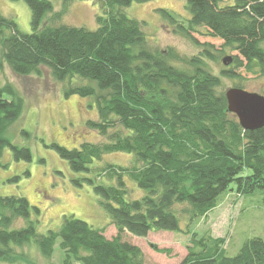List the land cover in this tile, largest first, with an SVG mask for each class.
Listing matches in <instances>:
<instances>
[{
  "label": "trees",
  "instance_id": "obj_1",
  "mask_svg": "<svg viewBox=\"0 0 264 264\" xmlns=\"http://www.w3.org/2000/svg\"><path fill=\"white\" fill-rule=\"evenodd\" d=\"M24 1L31 11L30 33L19 31L15 21L0 12V70L2 61L18 75L39 74L45 66L55 80H67L65 96L93 95L98 119H89L85 125L106 138L101 143L84 141L77 148L50 146L75 172H90L94 160L111 152L132 153L140 165L106 163L95 179L76 182L90 183L101 198L117 230L111 238L104 235V229L72 215L64 216L58 229L39 233L38 207L23 196L0 195V262L12 263L14 247L31 241L50 260L59 240L64 253L61 264H149L140 247L123 240L121 232L145 237L150 231H180L178 212L190 221L205 216L231 184L238 195L264 188V127L241 128L228 111L224 94L217 91L220 77L208 71L201 60L191 59L193 71L189 73L172 66L164 54L145 47L144 22L127 16L122 7L147 0H100L105 16L96 17L94 30L49 24L54 16L43 24L46 14L53 11L51 2ZM186 3L191 17L184 30L205 27L209 36L236 52L225 65L233 64L224 68L221 76L240 78V68L250 70L254 65L264 72V47L260 45L264 40V0ZM159 12L177 22L167 9ZM204 56L214 57L209 48H204ZM73 78L83 81L73 83ZM22 110L23 99L15 88L10 83L0 85V160L6 146L15 159L31 158L27 147L12 144L6 135ZM117 125L121 129H115ZM101 175L114 183H97ZM125 176L145 194L127 200ZM181 204L184 207L178 211ZM19 219L26 224L14 227ZM193 237L194 233L191 240L199 250L189 247L179 264H264L261 237L244 241L233 256L226 255L224 238Z\"/></svg>",
  "mask_w": 264,
  "mask_h": 264
},
{
  "label": "rangeland",
  "instance_id": "obj_2",
  "mask_svg": "<svg viewBox=\"0 0 264 264\" xmlns=\"http://www.w3.org/2000/svg\"><path fill=\"white\" fill-rule=\"evenodd\" d=\"M49 1L53 11L46 14L43 24H47L49 18L54 16L49 24L94 30L98 26L96 17L105 16L100 0ZM230 3L233 0H222L223 5ZM122 9L127 16L144 22L142 29L145 34V47L154 53L164 54L172 66L191 73V59L198 58L208 71L220 77L221 82L217 88L219 93L224 94L228 88L238 83L242 85V89L264 96V72L256 65L250 70L240 68L237 71L240 78L221 76V71L233 64H223L222 58L232 57L236 52L224 47L222 40L209 36L205 27L200 26L189 32L184 30L191 17L186 0L132 1ZM159 9H167L177 18V22H171L164 17ZM0 12L12 18L22 33L31 32V11L24 0H0ZM54 12L60 14L54 15ZM260 45L264 47V40ZM204 48H209L214 57H205ZM82 81L79 78L72 80L73 83ZM5 83H10L23 99L22 113L12 122L6 135L12 144L27 147L31 158L29 161L15 159L10 147H5L0 160V195L23 196L31 206L38 207L40 214L36 230L39 233L45 234L48 230L58 229L63 217L72 215L95 228L104 229L107 238L114 237L117 230L93 186L86 181H81V185L76 182L82 178L95 179L99 168L106 163L123 167L138 166L140 163L135 161L132 153L111 152L104 154L100 160H94L90 172H75L69 167L68 161L61 158L50 146L51 143H56L67 148H77L84 141H106L105 136L85 125L89 119H98L94 96H65L67 80H55L45 66L40 67L39 74L18 75L2 61L0 85ZM115 129L121 127L117 125ZM26 171L29 175L25 174ZM95 181L114 183V180H108L103 175ZM124 182L127 200L137 199L145 194L144 189L128 176L124 177ZM183 207V204L178 205L177 210ZM32 213L34 216L35 213ZM178 220L180 231H150L145 237L123 231L121 237L139 246L145 263L149 264H179L189 247L199 250L200 247L191 240L192 233L194 240L207 236L224 238L225 253L233 256L247 239H264V188L238 195L233 183L221 193L217 205L205 216L190 221L178 212ZM25 224V220L19 219L14 227ZM153 246L166 251L159 252ZM14 251L16 255L12 263L3 261L0 264H61L64 258L59 240L54 245L50 260L39 253L32 241L22 247H14Z\"/></svg>",
  "mask_w": 264,
  "mask_h": 264
},
{
  "label": "water",
  "instance_id": "obj_3",
  "mask_svg": "<svg viewBox=\"0 0 264 264\" xmlns=\"http://www.w3.org/2000/svg\"><path fill=\"white\" fill-rule=\"evenodd\" d=\"M231 62V57L222 58V63ZM227 109L236 116L244 130L264 127V96L238 87L228 88L224 93Z\"/></svg>",
  "mask_w": 264,
  "mask_h": 264
}]
</instances>
